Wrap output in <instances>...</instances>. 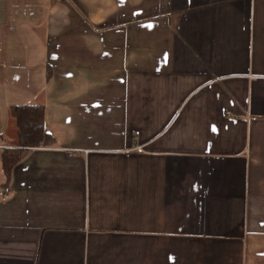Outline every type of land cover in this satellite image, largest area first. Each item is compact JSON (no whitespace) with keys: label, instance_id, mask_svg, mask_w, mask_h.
Listing matches in <instances>:
<instances>
[{"label":"crops","instance_id":"0c3cea01","mask_svg":"<svg viewBox=\"0 0 264 264\" xmlns=\"http://www.w3.org/2000/svg\"><path fill=\"white\" fill-rule=\"evenodd\" d=\"M16 105L0 264H264V0H0Z\"/></svg>","mask_w":264,"mask_h":264},{"label":"trees","instance_id":"16d2710c","mask_svg":"<svg viewBox=\"0 0 264 264\" xmlns=\"http://www.w3.org/2000/svg\"><path fill=\"white\" fill-rule=\"evenodd\" d=\"M15 119L17 143L3 153L5 173L10 180L13 168L22 159L26 148L53 144V136L45 129V108L42 105H16L11 108Z\"/></svg>","mask_w":264,"mask_h":264},{"label":"built area","instance_id":"2783aa9c","mask_svg":"<svg viewBox=\"0 0 264 264\" xmlns=\"http://www.w3.org/2000/svg\"><path fill=\"white\" fill-rule=\"evenodd\" d=\"M8 147H9L8 145L0 143V148H5L6 149ZM139 147H141V146H139ZM68 152L70 154H74L75 150L69 149ZM11 192H12V190H11L10 186H5L3 188H0V198L3 199V200L9 199L10 196H11Z\"/></svg>","mask_w":264,"mask_h":264}]
</instances>
